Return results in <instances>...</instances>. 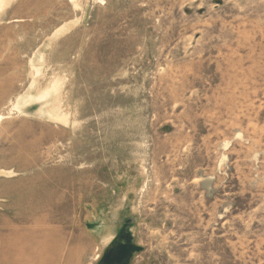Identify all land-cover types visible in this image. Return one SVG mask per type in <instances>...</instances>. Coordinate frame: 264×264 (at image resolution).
Returning a JSON list of instances; mask_svg holds the SVG:
<instances>
[{
	"label": "rangeland",
	"instance_id": "obj_1",
	"mask_svg": "<svg viewBox=\"0 0 264 264\" xmlns=\"http://www.w3.org/2000/svg\"><path fill=\"white\" fill-rule=\"evenodd\" d=\"M0 114V264H264V0H13Z\"/></svg>",
	"mask_w": 264,
	"mask_h": 264
},
{
	"label": "bare ground",
	"instance_id": "obj_2",
	"mask_svg": "<svg viewBox=\"0 0 264 264\" xmlns=\"http://www.w3.org/2000/svg\"><path fill=\"white\" fill-rule=\"evenodd\" d=\"M11 1H13V0H0V13L1 12H3V11H5L6 10V8L8 7V5L11 3ZM61 30V32L60 33H62V31H64L63 30V28L62 29H60ZM31 64V63H30ZM34 67H35V65H34ZM30 68H33V66H32V64L30 65ZM36 68V67H35ZM34 70V69H33ZM36 71H37V69H35ZM33 75V74H32ZM53 81V80H52ZM61 82V81H60ZM52 83V82H51ZM62 83V82H61ZM60 85H59V83L55 80V82H53L52 83V85H51V91L52 92H50L49 94H48V97L49 96H51V93H53V94H55L54 96H55V99L57 98L56 97V93L59 91V89L61 88V87H59ZM50 89V88H49ZM47 90L48 89H46V92H47ZM29 93V92H28ZM45 93V92H44ZM30 94V93H29ZM28 94V95H29ZM58 94V93H57ZM28 95L26 96V99H25V96H23L22 98H20L19 97V99L21 100L20 102H22V100H23V102L25 101V103L26 104H28V103H31L32 102V97H28ZM32 95V94H31ZM44 96V95H43ZM42 96V97H43ZM27 97H28V99H27ZM59 97V96H58ZM50 98V97H49ZM51 99H54V98H51ZM55 99H54V101H55ZM17 100H18V98H17ZM58 101V100H57ZM17 102V101H16ZM18 102H19V100H18ZM19 102V103H20ZM22 102V103H23ZM59 102V101H58ZM57 102V103H58ZM19 103H11V106L12 107H14L16 104L18 105ZM22 103H20L21 105H22ZM56 104V103H55ZM19 106V105H18ZM17 106V108L19 109V107ZM58 106H59V103H58ZM58 106H54V107H56L55 109H57L58 108ZM15 108V107H14ZM59 109V108H58ZM57 112V111H56ZM63 114V113H62ZM63 116H66V115H59L58 113L57 114H55V115H53V116H51L52 117V119H55V120H57V121H59V122H61V123H63V124H65V121H64V118H63ZM3 120H5V117H3V115L2 114H0V125L2 124V121ZM0 172H2V171H0ZM2 174H3V172H2ZM11 173H4V175L5 176H9ZM3 175V176H4ZM4 176V177H5ZM10 177V176H9ZM11 177H13V176H11ZM108 241V240H107Z\"/></svg>",
	"mask_w": 264,
	"mask_h": 264
},
{
	"label": "crops",
	"instance_id": "obj_3",
	"mask_svg": "<svg viewBox=\"0 0 264 264\" xmlns=\"http://www.w3.org/2000/svg\"><path fill=\"white\" fill-rule=\"evenodd\" d=\"M4 87V86H3Z\"/></svg>",
	"mask_w": 264,
	"mask_h": 264
}]
</instances>
